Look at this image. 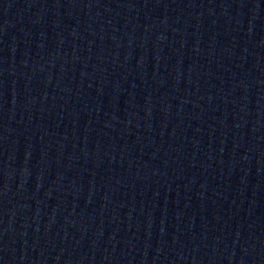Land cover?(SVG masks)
Listing matches in <instances>:
<instances>
[{"label": "water", "instance_id": "1", "mask_svg": "<svg viewBox=\"0 0 264 264\" xmlns=\"http://www.w3.org/2000/svg\"><path fill=\"white\" fill-rule=\"evenodd\" d=\"M0 264H264V0H0Z\"/></svg>", "mask_w": 264, "mask_h": 264}]
</instances>
